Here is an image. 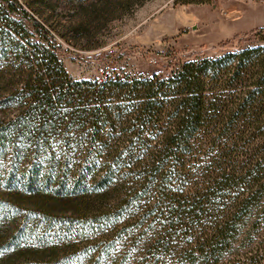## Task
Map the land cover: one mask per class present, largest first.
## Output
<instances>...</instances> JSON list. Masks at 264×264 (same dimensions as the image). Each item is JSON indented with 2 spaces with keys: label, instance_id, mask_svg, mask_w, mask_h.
Returning <instances> with one entry per match:
<instances>
[{
  "label": "trees",
  "instance_id": "16d2710c",
  "mask_svg": "<svg viewBox=\"0 0 264 264\" xmlns=\"http://www.w3.org/2000/svg\"><path fill=\"white\" fill-rule=\"evenodd\" d=\"M254 35L165 76L76 79L49 20L0 0L9 263L261 264L264 28Z\"/></svg>",
  "mask_w": 264,
  "mask_h": 264
},
{
  "label": "rangeland",
  "instance_id": "374dc122",
  "mask_svg": "<svg viewBox=\"0 0 264 264\" xmlns=\"http://www.w3.org/2000/svg\"><path fill=\"white\" fill-rule=\"evenodd\" d=\"M20 1L49 20L62 45L60 56L76 79H102L103 69L111 70V77L165 76L186 59L216 57L258 44L254 32L264 28V0ZM0 87L10 86L2 81ZM10 109L0 106V114ZM6 228L3 239L7 241ZM246 243H237L234 252L244 253ZM11 250L0 246L2 264L14 259Z\"/></svg>",
  "mask_w": 264,
  "mask_h": 264
},
{
  "label": "built area",
  "instance_id": "2783aa9c",
  "mask_svg": "<svg viewBox=\"0 0 264 264\" xmlns=\"http://www.w3.org/2000/svg\"><path fill=\"white\" fill-rule=\"evenodd\" d=\"M242 1H248V0H242ZM101 73H102V76H104V77H111L112 75H111V70H109V69H106V70H102L101 71Z\"/></svg>",
  "mask_w": 264,
  "mask_h": 264
}]
</instances>
